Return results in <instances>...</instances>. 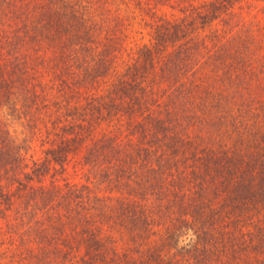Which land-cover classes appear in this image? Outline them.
Masks as SVG:
<instances>
[{"label":"trees","instance_id":"trees-1","mask_svg":"<svg viewBox=\"0 0 264 264\" xmlns=\"http://www.w3.org/2000/svg\"><path fill=\"white\" fill-rule=\"evenodd\" d=\"M260 5L0 0V264H264Z\"/></svg>","mask_w":264,"mask_h":264},{"label":"rangeland","instance_id":"rangeland-1","mask_svg":"<svg viewBox=\"0 0 264 264\" xmlns=\"http://www.w3.org/2000/svg\"><path fill=\"white\" fill-rule=\"evenodd\" d=\"M200 1H203V0H200ZM257 10H259V15L257 17L258 21H259V26L263 29L262 26H264V7L263 5L259 6L257 8ZM165 12H167L168 14H171L172 13V10L171 9H167L165 10ZM175 14L177 15H180L181 13L178 11V10H175L174 11ZM135 30H141L139 28V26H136L135 27ZM145 31V30H144ZM263 31V30H262ZM133 38H131V41H132V45L135 46V43H140L141 41H146L147 40V36H145V34L143 33H140V32H135L133 34ZM144 36V38H143ZM4 118H7L6 120L7 121H10L9 124H10V129L12 130V133L19 139V141L23 140L24 137H27L26 138V144L28 145H31V148L28 152L29 155H34L35 158H39V157H42L43 156V151H44V145H42V142H40V140H37V141H33L31 139V134L29 133V131L27 129L24 128L23 125H21L18 121H14L13 118L11 117H7L4 116ZM12 120V121H11ZM72 175L71 177H75L76 174L78 173H74V171L71 169V172H70ZM82 176V172L79 171V175L76 176V181H81L83 180V178H80ZM83 177V176H82Z\"/></svg>","mask_w":264,"mask_h":264}]
</instances>
